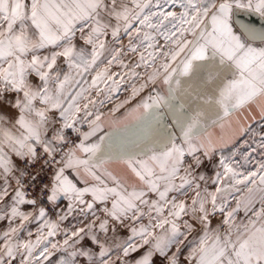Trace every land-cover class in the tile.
I'll return each mask as SVG.
<instances>
[{
    "label": "snow or ice",
    "instance_id": "snow-or-ice-1",
    "mask_svg": "<svg viewBox=\"0 0 264 264\" xmlns=\"http://www.w3.org/2000/svg\"><path fill=\"white\" fill-rule=\"evenodd\" d=\"M0 264H264V0H0Z\"/></svg>",
    "mask_w": 264,
    "mask_h": 264
},
{
    "label": "water",
    "instance_id": "water-1",
    "mask_svg": "<svg viewBox=\"0 0 264 264\" xmlns=\"http://www.w3.org/2000/svg\"><path fill=\"white\" fill-rule=\"evenodd\" d=\"M245 20H250L252 23H254L257 27L260 26V21L257 17H248V16H245L244 17Z\"/></svg>",
    "mask_w": 264,
    "mask_h": 264
},
{
    "label": "crops",
    "instance_id": "crops-1",
    "mask_svg": "<svg viewBox=\"0 0 264 264\" xmlns=\"http://www.w3.org/2000/svg\"><path fill=\"white\" fill-rule=\"evenodd\" d=\"M253 114H255V111H253Z\"/></svg>",
    "mask_w": 264,
    "mask_h": 264
},
{
    "label": "rangeland",
    "instance_id": "rangeland-1",
    "mask_svg": "<svg viewBox=\"0 0 264 264\" xmlns=\"http://www.w3.org/2000/svg\"><path fill=\"white\" fill-rule=\"evenodd\" d=\"M32 227H35V225H32Z\"/></svg>",
    "mask_w": 264,
    "mask_h": 264
}]
</instances>
